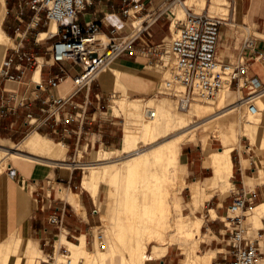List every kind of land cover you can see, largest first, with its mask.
I'll return each mask as SVG.
<instances>
[{"label":"crops","instance_id":"0c3cea01","mask_svg":"<svg viewBox=\"0 0 264 264\" xmlns=\"http://www.w3.org/2000/svg\"><path fill=\"white\" fill-rule=\"evenodd\" d=\"M142 1L144 10L139 14L144 12L150 18L138 17V15L133 18H142L143 22L145 20L142 25L146 27L148 33L139 34L138 32L135 35L132 33L130 23L132 17L127 18L124 14V0H90L85 9L80 12L79 21L82 24L100 22L101 34L107 37L127 36V39L135 37L134 43L142 40L143 36L146 38L143 41L147 44L168 37L173 31V24L178 12L177 7L176 10H173L174 6H177L176 2L172 3L170 0ZM18 3V0H5V10L4 12L0 10V27L13 40V45L0 44V68L3 60L14 53V49L33 52L37 57V63L23 83L6 80L0 76V137L9 145L10 143L16 144L15 140L22 143L32 134L40 133L44 143L48 144L49 148L44 150L43 147H39L34 151L38 155H42L40 160H29L25 157L11 160L9 167L16 169V174H12L9 167L0 173V243L9 238L14 231L22 230L25 234L28 229L26 234L31 245L32 255L36 256L45 250L49 251L48 254H50L54 240L60 236H65L66 241L71 244L80 243L82 238H85L87 243L98 213V210L92 208L95 198L87 189L91 198L83 190L80 193H74L58 187V191L55 193L53 192L54 188H50L48 183L51 182V179H55L58 184L69 183V188H72L71 183L74 181L75 169L77 168L76 165L71 167L72 164L67 163V153L72 147L85 153L97 146L117 143L115 141L118 140L119 135L115 132L116 128L110 123L106 124L102 116L105 90L112 87V97L141 100L143 98H131V95L151 96L156 90L158 78L147 69L146 57L140 51L133 49L134 43L132 42L131 46L110 62L109 66L113 65L112 67L107 66L104 72L99 73L97 80H100L103 86L102 90L94 87L96 80L91 90L83 89L73 97V104L79 106L83 105L87 99L92 101V104L85 107L84 118L74 120L69 124L59 123L54 126L46 124L35 129L28 124V113H33L35 117L41 118L43 116L42 109L48 107V102L52 97L61 98L71 95L75 90L73 77L80 72V67L71 62L65 63V68L70 76L57 85L49 83V79L60 72V64H54L51 60V48L55 38L48 39V36L45 39L40 38L41 33L47 32V27L43 22L37 27L30 25L34 15L33 10H27L23 18L24 22L20 23L16 16ZM177 4L183 5L187 10L190 8L184 2ZM195 4L203 6L202 11L204 10V12L210 11L212 8H217V11L222 8L229 10L227 15L217 14V16L226 19L220 31L217 51L219 61L233 62L241 55L246 27L250 28L256 35L258 49L264 51V0H198ZM191 9L194 10V8ZM110 15L118 16L119 26L108 20ZM40 16L42 20L45 19L44 12ZM19 25L20 30H17ZM150 37L154 40H151ZM39 66H41V81L35 82L34 75ZM12 71L16 72L14 69ZM250 75L257 76L264 86V62L260 60L252 62ZM239 90L241 89L230 88L232 100L239 97ZM241 91L248 92L247 89ZM262 94L264 95V93ZM21 99L24 100V106L16 107L17 102ZM262 100L264 103V96ZM68 110L73 113L82 112V108H75L72 105H68ZM107 114L110 113L107 112ZM233 114L235 111L224 118L222 136L219 137L223 142L222 148L232 144L236 147L238 145L237 123L231 119ZM1 132H4L6 137H2ZM249 137L253 141H257L259 128L255 136L249 135ZM259 142L261 152L257 153L252 148L254 150L252 153L243 152L244 155L240 156L238 165H235L233 160V174L231 176L234 189L230 196L245 191L248 201L255 206L264 203V172L261 173L262 169L264 171V137H260ZM61 143L64 145V149L61 148ZM123 147L124 142L121 148L111 150L114 152L121 151ZM195 151V148L186 146L182 148L181 154L190 175H194L195 179L192 184L201 181L199 183L204 186L206 180L212 177V175H207L211 166H206L204 160L200 159V166L195 167ZM22 153L29 155L26 151ZM225 201H218L217 207L214 208L217 213L224 206ZM95 202L98 204L97 201ZM255 206H252L251 209ZM229 209L234 211L232 204L229 205ZM53 213H57L61 217V224H53L49 221V217ZM25 221L28 222L27 227ZM213 221L215 230H219L223 236L218 234V241L225 242L226 240V243H222L220 246V242H216L217 248L220 250L218 255L214 249L206 252H215L219 263L226 264L233 258V247L228 237V230L226 224H222L216 219ZM260 222L259 224L254 221L257 225H253L254 223L251 225L253 233L255 232L254 227H257L258 237L253 238L260 245L261 254L258 261L260 264H264V213L260 215ZM222 231L225 233L222 234ZM71 238L77 239L78 242L69 240ZM224 249L225 251H223ZM154 260L155 258L147 262ZM147 262L146 264H148Z\"/></svg>","mask_w":264,"mask_h":264},{"label":"bare ground","instance_id":"6f19581e","mask_svg":"<svg viewBox=\"0 0 264 264\" xmlns=\"http://www.w3.org/2000/svg\"><path fill=\"white\" fill-rule=\"evenodd\" d=\"M197 2L198 0H186L185 4L186 6H192ZM0 10L4 12L5 0H0ZM186 10L183 5L179 7L173 24L175 32H178L176 20L179 21L180 17L186 14ZM108 20L112 24L120 25L117 15H110ZM142 23V18L133 19L132 33L134 35L143 29ZM57 29V24L52 22L50 32H56ZM48 35V32H43L40 38L45 39ZM98 38L101 41L108 39L104 34H99ZM11 42L13 40L0 27V44L8 46ZM106 67L101 72H104ZM165 75L168 76V74ZM34 81H41V66L35 71ZM162 83L163 81H161V85ZM230 88L228 85L225 86L210 101L216 103L217 106L231 104L220 112L215 110L217 107L212 105L192 104L188 112L173 113L172 108L174 105L166 102L168 98L165 102L157 104L155 109L151 108L149 104L154 103L156 98H151L148 100V106L145 107V115H142V101L140 99L112 97L113 104L109 113L118 116L126 114L127 117L132 118L133 125L127 124L125 127L124 147L121 150L128 155L115 159L113 157L114 151L104 148L93 150L92 159L97 163L87 165L89 171L82 180L83 188L90 191L99 204H101V185L102 183L107 184L108 200L103 205L104 209L102 208V210H104L103 215L107 218V234L109 233V237L107 236V239L101 241L100 239H103L104 235L98 233V240L95 243L96 248L90 250L87 247L85 238H82L80 243L71 244L66 241L65 236H60L59 243L57 242L55 246L57 256L54 257L55 261L50 262L48 256L43 253L25 258L24 250L20 245L24 244L28 229L25 234L22 230H17L0 243V264H32L35 261H38L37 264H44L45 262H49L48 264H116L114 256L117 251L121 253L120 264H146L148 260H152L157 256L160 257L159 254H164V250L168 247L166 241L168 239L167 233L170 230L183 233L191 240L201 236L203 219L193 215H185L181 212V197L179 194L185 180L184 177H181L182 175L177 174L176 166L180 164L183 145L197 139L196 128L192 129V124L196 121V118L203 122L202 126L205 129H216L219 138L222 136L224 118L247 105L249 110L247 123L241 126L240 130L247 135H256L260 124L259 117H262L261 114L264 109L262 100L264 95L257 94L253 96L252 100L258 107V112L253 113L249 109L248 99L243 96V92L239 90L238 98L239 101H242L236 103V100L234 101L230 97ZM151 110H155V117L150 116ZM173 131H178V133L172 134L173 136L167 139H162V134L167 136ZM43 140L42 134L34 133L22 143L13 145L16 151L7 152L6 149L1 147L4 146V141L0 137V172L2 170L1 162H6L7 156L15 159L25 157L29 160H40L42 155H38L33 150L39 147L47 150L49 145L45 144ZM208 144V140L203 143L205 162L211 166L214 174L206 180L204 186L199 183L200 181L190 186L195 207L209 200L216 188L220 189L225 197V192L233 185L231 180L233 174L232 151L236 146L232 144L221 149H210ZM60 146L63 149L65 148L62 143ZM23 151H26L29 155L23 154ZM100 161L104 163L98 164ZM263 172L262 169L261 173ZM110 193L114 194L112 198ZM64 197H66V194H64ZM173 206H175V209ZM173 209L174 211L178 210L179 215L177 217L174 215ZM251 211L252 218L260 224L262 222H260V215L264 213V203L253 207ZM211 212L212 217H216V211L211 209ZM25 224L27 227L28 222L25 221ZM170 240H173V238ZM153 241L157 243L154 245V250L149 252L148 245ZM197 241L200 242L198 239ZM199 244L195 242L187 247L185 264H216L213 262L216 253H200ZM61 249L64 250V253H61ZM161 249H164L162 254L160 253ZM12 252L16 253L14 259L10 255ZM108 258H111L110 262H108Z\"/></svg>","mask_w":264,"mask_h":264},{"label":"built area","instance_id":"2783aa9c","mask_svg":"<svg viewBox=\"0 0 264 264\" xmlns=\"http://www.w3.org/2000/svg\"><path fill=\"white\" fill-rule=\"evenodd\" d=\"M18 1L16 16L20 23L24 22L23 18L27 10H33L34 15L30 25L37 27L43 22L49 33L47 38H55L51 48V60L54 64H60V72L50 78L49 83L57 85L70 76L65 63L71 62L80 67V72L73 77L74 92L61 98L52 97L48 107L42 109L41 118L28 113V124L39 129L46 124L52 126L59 123L69 124L84 118L85 107L92 104V101L87 99L79 106L73 104V97L83 89L91 90L101 70L126 50L135 37L127 39V36H108L106 41H101L98 38L102 33L100 22L82 24L79 21L80 12L90 0ZM171 2L185 3V0H171ZM124 4V14L128 18L136 17L144 9L142 0H124ZM42 12L45 13L44 20L40 16ZM225 20L224 17L209 12L198 13L188 8L185 18L177 22V34L172 36L169 47L165 49V53L171 56L172 63L165 62L163 58L164 51L161 48L163 44L157 45L154 50H149L160 58L163 66L169 67L170 76L160 85V92L174 97L178 108L188 109L196 102L211 101L228 85L241 90L247 89L249 109L253 113L258 112V107L252 99L254 95L264 93V86L257 76L250 75V65L257 60L264 62V51L258 49L256 35L246 27L241 55L233 62L219 61L218 43ZM52 22L58 26L56 32H50ZM17 30H20V25ZM36 63L37 57L33 52L14 49V53L3 60L0 76L6 80L23 83ZM13 97L15 98V95ZM68 105L82 108V112L73 113L68 110ZM20 106H24L23 99L16 104V107ZM150 116H156L155 110H151ZM10 172L16 174L17 170L10 167ZM251 205L245 191L235 194L232 209L239 213L229 216V221L226 223L233 247V258L226 264H258L261 254L260 245L256 239L249 236L245 224L247 211ZM49 221L59 225L61 217L53 213Z\"/></svg>","mask_w":264,"mask_h":264},{"label":"rangeland","instance_id":"374dc122","mask_svg":"<svg viewBox=\"0 0 264 264\" xmlns=\"http://www.w3.org/2000/svg\"><path fill=\"white\" fill-rule=\"evenodd\" d=\"M177 3L178 2H176L177 6H174L173 10H176V7L179 9V7L182 6L181 4H177ZM187 7L194 8V10L196 12H198V13L204 12V10L202 11L203 6H201L200 4H193L192 6L188 5ZM216 9L217 8H212L210 11H207V12H210L213 15H217V14H219V15H227L229 13V10H226V9H223V8L220 11H217L218 9L217 10ZM144 16L147 17V18H150V17L146 16V14L144 12L142 14H138V17H144ZM185 16H186V14L184 16L180 17L181 18L180 20L184 19ZM130 18H131V16H130ZM133 19L134 18L132 17V19L130 20L131 26H132V20ZM176 22H178V20H176ZM132 29H133V27H132ZM141 33H148V31L146 30L145 26H143V30L139 34H141ZM176 33L177 32H175L173 30L172 32H170L168 37H166V38H164V39H162L160 41L153 42V43L149 42V44L144 43L143 40L146 39V38H144V36L142 37V40H140V41H136L135 43L132 41L134 43V44L132 43L133 44V46H132L133 49L137 50V51H140L142 53V55L146 57V59H147L146 60L147 69L151 73L156 75V77L158 78V84H157L156 90L154 91V94H152L151 96H146V97L143 96V97H141V96H132L131 95V98H143V99H141V101H142V104H141L142 115L143 114L145 115L146 111H144V110H145V107L148 106L147 104H149L148 103V99H150L152 97L156 98V101L154 103H152V104H149V105H151V108H154V109H155V106L157 104H161V103L165 102V100L167 98H168V100H166V102L175 106V107L173 106V108H172L173 109V113H181L182 114V113L188 112L190 110V108L192 107V105H191L188 109L178 108L177 107V102L174 99V97H171L170 95L162 94L160 92L161 91V87H160L161 81H164L165 78L170 76L169 67L163 66V63L160 61V58L158 56H156L155 54L151 53L152 51H149V50H154V48L156 47L155 45H158V44L162 43L163 46H161V48H163V51H164V57L163 58H164L165 62H170V64H171L172 63V58H171V56H169V53H165V49H167L169 47V43H170V41L172 39V36L175 35ZM150 38H151V40L152 39L154 40V38H152V37H150ZM9 45H13V42H11ZM112 66L113 65H111L109 67H112ZM165 74H168V76H166ZM99 78H100V76H99ZM94 87L95 88H99L100 90L103 89V86L100 83V80L99 81L97 80V82L94 85ZM231 89L238 90L237 87H235V86L231 87ZM120 93L121 92L119 91V94ZM112 96H113L112 87L109 88V89L107 88L105 90L104 97H103V106H102L103 113H102V116H103V120L106 121V124L110 123V124H112L111 126L116 128L115 132H117V135H119V138L117 137L118 140L115 141L117 143L110 144V145L106 144V145H102V146H99V147L97 146L96 148H93V149H91V150H89V151H87L85 153L81 152V151H77V150H75V148L72 147L70 149L69 153H67V163L72 164V165H70L71 167H73L74 165L77 166V168L75 169L74 181L71 183L72 188H69V183L58 184L55 179H51L50 180L51 182L48 183V184L50 185V188L51 187L54 188L53 192L57 193L58 187L65 188V189L70 190V191H72L74 193H80L83 190L85 193H88L90 198H91V194L86 189H84L82 187L81 183H82L83 176L86 173H88V171H89V168L87 167V165H89V163L90 164H94L96 162V161H94L92 159V155H93L92 151L93 150L94 151L95 150H100L102 148L107 149V150L121 148L122 147V143H123V136H124V133H125L126 125L127 124L133 125V122L131 120L132 118L130 116L127 117L126 114H120L119 116H113V115L107 114V112H109V110L111 108V105L113 104ZM243 96L247 97L248 96V92H243ZM233 100L234 101L236 100V103H239L240 101H242V100L239 101V98L237 99V97L234 98ZM237 100H238V102H237ZM194 105H202V106L212 105L213 107H217L215 110L220 112L223 109H225V107H228L231 104H227L228 106H226V105L217 106L216 103H212L210 101H204V102H196V103H194ZM157 114H158V112H157ZM248 114H249L248 106L244 105L241 109L236 110L235 114H233L232 117H231L232 120L236 121L237 127H238V133H237L238 134V139H239L237 141L238 145H237L236 149L232 152V157H233L235 165L239 164L240 156L242 154L244 155V153H243L244 151H246L247 153H252V152H254L253 149H255L256 152L259 153L262 150L260 142H259V139H260V137H264V111H262V114H261L262 117H259L260 126L258 125L259 138L256 139L257 141H253L249 137V135L244 134L240 130L241 126H243V125H245L247 123ZM125 116H126V118H125ZM240 119H241V121H240ZM239 122H241V123H239ZM202 123L203 122H201L200 120H198L196 118V121L192 124L193 125L192 129L196 128L197 139L195 141L186 142L183 145V147L189 146V147H193V148L196 149V151L194 153L195 158H196L195 163H194L195 167L196 166L197 167L200 166V164H201L200 163V159L204 160V164L206 166H209V165H207L205 163V150L203 148V143H204L205 140L209 141L208 145H209L210 149H217V148L221 149L223 147L222 140L217 137V131H215L216 129L207 130V129H205L202 126ZM194 125H196V126H194ZM258 128H257V130H258ZM176 133H178V131H173V132H171V134H169L167 136H163L165 134H162L161 137H163L162 139L164 140V139H167V138L173 136L172 134H176ZM213 134L216 135V136H214ZM23 135H26V134H23ZM44 135H46V134H44ZM1 136L2 137H6V134L4 132H1ZM48 137L52 138L51 136H48ZM3 143H4V146H1V147L6 149L7 152H13V151H16L13 145H16V144H18L20 142H18V140H15L16 144L10 143L9 145H7L5 142H3ZM144 147H147V146H144ZM33 151H35V150H33ZM126 155H128V154L125 153V152H122V151H115L113 153V157L115 159L116 158H123ZM14 159L15 158L7 156L6 157V162H3V161L1 162V166H2L1 172H3L4 170H7L9 165H10L11 160L13 161ZM100 163L103 164L104 162L103 161L98 162V164H100ZM192 170H194L193 167H192ZM176 171H177V174L178 175L179 174L182 175L181 177H184V180H185V184L182 186V190H181V192L179 194V196L181 197L180 198V203H181L180 209H181V212L183 214H185V215H190V216L193 215L195 217H200V218L203 219L204 222H203V225H202V234H201L202 237L199 236V237L193 238L191 240L183 233H180V232H177V231L173 232V230H170L167 233V237H168V239L166 241L167 242L166 245L168 246L167 249H166L167 251L164 250V249H161V252H160L162 254L165 251L164 252L165 255L164 254H162V255L159 254L160 257L157 256L158 258L156 257L154 261H150L148 264H162V263L163 264H169V263H171V264H185L184 260L187 257V247L191 246V244L193 245L195 242L200 243L199 244L200 253H205L207 250L214 249V250L217 251V255H218L220 250L217 248V243L216 242H220L219 244L221 246L222 243H226V240H225V242H222L221 240L218 241V238H219L218 234L221 235V232H219V230L218 231L215 230V227H214V224H213V222H214L213 219H216L220 223L222 222V224H226L229 221V218H228L229 216H234L235 214H237L239 212V211L238 212H234V211L229 209V205L233 203V199H234V196H235V195H233L232 197L230 196L232 190L234 189L233 185L230 186V188L225 192V197L223 196L222 192L219 189H216V190H213V192H212L213 195L209 199L210 201L207 200L204 203H200L197 207H195L193 205L191 189L189 188L192 185V183H194V179L195 178H194V175H192V174L190 175V173L188 171V168H187V166L185 164L184 157L182 156V154L180 156V164H178V166H176ZM207 175H213V169L211 167L209 168V172H208ZM113 196H114V194L110 193V197L112 198ZM100 200H101V204H99V203L97 204L95 202V200H94V204H93V207H92V208L98 210V213H97V216H96V221L92 225L93 227L90 230V234H89V237H88V240H87V247L90 250H95L94 249V248H96V244L95 243H97L96 240H98V235L99 234H103L104 235V238L100 239L101 241H103V240H105V239H107L109 237V233L107 234V232H108V229H107V218L103 215L104 214V210H102V208L104 209L103 205H105L107 203V200H108L107 184H105V183H102V185H101ZM219 200H221V201L226 200V201L224 202V206H222L220 208L219 212L218 213L216 212V214H217L216 217L212 218L211 209H214V208L217 207V203H218ZM172 205H173V203H172ZM252 206H255V205L254 204L251 205L250 209L247 211V221H246L245 224H246V226L248 228V232H249L248 234L253 238V237H258V232H257V227H254L255 232L254 233L252 232L253 230H252L251 223H254V221H255L252 218V215H251V207ZM174 207L175 206H173V208ZM174 209H173L174 215L177 217L179 215L178 214L179 212H178V210L174 211ZM253 225H256V223H254ZM223 233H225V231H222V234ZM228 237H229V235H228ZM59 238L60 237H57L54 240V242H53L54 246L52 247V251L50 250V254H48L49 251H46V250L43 251L42 250L43 253L48 256V258L50 259V262L55 261L54 257L57 256V248H55V245H57L56 244L57 242L59 243V241H58ZM171 238H173V240H170ZM197 239L200 240V242L197 241ZM69 240H72L74 242H78V240L75 239V238L74 239L71 238ZM156 243H157L156 241H153L151 244L148 245L149 252H152L154 250V245ZM20 246H21L22 250H24V257L25 258L31 257V255L33 253H32V249L30 247L31 245L29 244L28 236L25 238L24 244H21ZM261 248L263 249L262 245H261ZM41 249H43V248H41ZM162 250H164V251H162ZM223 251H225V249ZM62 252L64 253L63 249H61V253ZM10 255L12 256V259H14V256L16 255V253L12 252ZM120 255H121V253L119 251H117L115 253L114 258H115V263L116 264H120ZM217 255H216L215 259H213V262L217 263V264H220L219 263V259L217 258ZM110 261H111V258H108V262H110ZM37 263H38V261L37 262L35 261L32 264H37ZM48 263L49 262H45L44 264H48ZM258 264H260V262H258Z\"/></svg>","mask_w":264,"mask_h":264}]
</instances>
